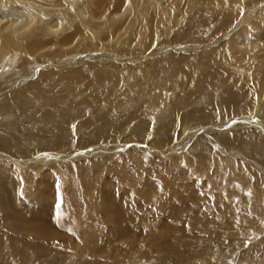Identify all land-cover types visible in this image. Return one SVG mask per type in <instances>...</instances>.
Returning a JSON list of instances; mask_svg holds the SVG:
<instances>
[{"label": "rangeland", "instance_id": "rangeland-1", "mask_svg": "<svg viewBox=\"0 0 264 264\" xmlns=\"http://www.w3.org/2000/svg\"><path fill=\"white\" fill-rule=\"evenodd\" d=\"M2 1L22 8L4 14L0 38L18 30L33 52L0 55L1 128L17 136L33 124L24 109L15 112L18 102L4 106L7 95L37 72L87 62L109 64L97 72L109 75L99 92L135 109L95 106L102 128L91 143L79 129L90 116L78 111L58 136L33 127L20 142L25 155L0 151V264H264V162L259 151L251 159L218 142L255 133L264 140V0ZM243 28L250 32L238 47L250 61L227 42ZM187 35L198 42L178 41ZM215 48L219 90L240 92L239 106L222 98L186 105L196 75L182 59ZM173 57L182 61L160 85L161 99L152 74ZM198 142L205 146L193 149Z\"/></svg>", "mask_w": 264, "mask_h": 264}, {"label": "bare ground", "instance_id": "bare-ground-1", "mask_svg": "<svg viewBox=\"0 0 264 264\" xmlns=\"http://www.w3.org/2000/svg\"><path fill=\"white\" fill-rule=\"evenodd\" d=\"M21 8H22V6H13L11 4H8L6 1L0 0V23L3 20V18H5L4 14L14 16V14H16V10L21 9ZM25 10H27V9H25ZM2 11H4V12H2ZM29 15L33 19L32 13L29 12ZM63 16H65V15L63 14ZM41 22L45 23L46 21H44V18H42ZM46 23H47L46 27L51 29V27L49 26L50 21H47ZM17 31L18 30L9 32V33H7V35L5 33H2V37L0 38V41H3V44L7 43V46L0 48V55L1 54L5 55L6 53L11 52V51H13L11 53H14V50H20L22 52L24 50L27 53L33 52V48L29 47V46L27 47L24 44V41H22V40L20 42L18 41L19 39H22V37L20 36L21 33L17 32ZM249 32H250L249 29L243 28V30L239 31L236 35L233 34L230 37V39L227 41L231 45L230 50L235 49L236 53H238L242 56H246L247 53L249 52V50L248 51H241L240 48L238 47V40L240 37L243 36L244 33H249ZM60 38H61L60 36H56L55 38H54V36H52V39H54V40H58ZM42 39L43 38L41 37L39 39L36 38V39L32 40L33 47H35L37 49L38 48L37 44ZM185 39L187 41L198 42L197 41L198 36L197 37L196 36L195 37H188V35L185 38H183L182 40L181 39H179V40L177 39V40L179 42H184ZM17 41L19 43L16 44ZM49 44L50 43H48L47 45H49ZM50 47H52V46H50ZM227 47H228V45H227ZM201 52L203 53L205 51H201ZM18 55H20V54H18ZM204 55L201 56L198 53H196V54H192L188 57H184V59H182L183 61H185V64H187L188 67L190 68V69L189 68L188 69L191 70L190 72H192V76L196 75V78L193 79L194 84H193L192 88L188 91V93H189L188 96L186 97V99H184L185 104L190 105V103L197 98L207 99L211 102L214 101L215 103H216L217 99L222 98V103H224V104L234 105L237 103L239 106L238 102H240V100H241L240 92L235 91V89H233V88H230L225 93H223L222 90H219L220 88L218 86L219 85L218 84V75L216 74L214 69H217L218 67H221L222 69L224 68V66L222 65L223 56L221 57L222 54L220 53V49L219 48L212 49L209 53H207L205 56ZM177 57L171 58L172 60H170V61L165 60L162 62L159 60V63L156 66V68H157L156 74L157 75L155 73L152 74V79H151V82L153 83L152 88L158 92V96L161 99H163V97L161 94L160 85H164L162 83L164 80H171V78H172L171 74H173L172 71H175L178 69V67H180L179 62L182 60H180V58L178 59ZM227 59H228V57H227ZM251 59H252V57L250 58L247 55V58L245 59V61H250ZM105 65L106 66H104V65L102 66V65H98V64L94 65L93 63L87 62V63H84L80 66L75 67L74 69L73 68L71 70L69 69V71H60V70H58V71L57 70L56 71L49 70L48 71V70H46V71L37 72V74L39 73L38 76L36 77L37 81L31 82L30 84H27V85H24V87L17 88L14 90V92H11V95H9V96L7 95V97L4 99V102H3L4 106L8 107V105L6 104L7 102H14V101L18 102V104L16 103L15 112L17 111V109H24V112H21L20 114H24L23 118H25V120H27V118H28L29 123H30V117H31L32 118L31 121H33V124L31 125L32 127H30L28 130L30 133H28L27 131H23V132H21V134H19L17 136L6 132L3 128L0 127V151L3 152V154L7 153V154L14 156V157H16L17 154L18 155H25L28 152V149L25 153H23V147L21 146L20 142H22V139H26L27 137H29L28 134L31 135L33 127H36V129L37 128L43 129L42 130V134H43L42 138H45V136L50 137L49 135L58 136V133H65L70 126V125L67 126L68 121L65 120L64 118L70 119V117H71L72 118L71 122H73V120H75V119H73V116L78 111H85V113H84L85 118L84 119H86L88 117V115L91 117V118L88 117L82 123V125L79 127V129H86V132H85L86 138L84 140H85V142L91 143L95 140L94 136L100 132L97 128H102V126L98 122H96V120L94 118L95 117V110H94L95 106L104 102V103H106V107L110 108V110H112L113 113L116 112L117 109L122 110L123 108L127 107L128 105H130L133 109H135L134 105L132 106V103L127 102L128 98L124 99L120 102H117V101L112 100L108 96H103L99 92L98 86H99L100 82H103L106 85H108V78H109L108 74H103L101 77H98V75H97V72L102 70L103 68H105V69L110 68L109 64L108 65L105 64ZM167 65H169V67ZM152 68H153V66H152ZM31 72H33V70H31ZM28 73L29 72L24 74V76H26ZM237 75H238V82H239L240 86H241V82L246 83L247 78L245 77V75L244 76L240 75V74H237ZM24 76H22V77H24ZM11 79H13V78H10L7 81L8 83L10 82L9 84H11ZM224 79H225V81H227V75L226 74L224 75ZM230 82L231 81L229 80L226 83V85H228ZM63 88H66L67 90L63 91ZM85 90L87 91L88 99L84 98L85 94H83V95L81 94V92L85 91ZM60 91H63L64 93L61 94ZM94 94H98V96H95ZM123 94H125V93H123ZM77 97L80 98L79 104H77V102H78L77 100H76L77 101L76 103L74 101L75 98L78 99ZM90 98L94 102L93 107L88 102ZM213 103H212V105H213ZM149 110L153 111L154 107H151ZM221 115L223 117V114H221ZM36 116H39L40 119L34 123L35 119L39 118ZM77 119H79V117ZM63 120H65V124H62ZM81 121H83L82 118H81ZM39 123L41 125H38ZM12 126H14V125H12ZM66 126H67V128H66ZM91 127L93 129H91ZM9 128L14 130V128H11V127H9ZM197 128H200V125L193 127L191 129V132L192 133L195 132L197 130ZM89 129H91V130H89ZM202 129H203V127H202ZM20 131H22V130L18 129L17 132H20ZM257 134L255 133L253 135L244 136L240 139V141H238V140L232 141V140H229L228 138L224 139V138L218 137V139H219L218 142L219 143L222 142L223 145H225V146L231 145V144L238 146L239 147L238 151H240L244 154H247L251 159L254 158L253 155H254L255 151H259L260 157L264 162V140L261 138L262 136L260 137ZM215 138H217V137L215 136ZM39 141L41 142L42 147L48 145L45 141H43L40 138H39ZM79 142L83 143V140H80ZM200 143L201 142H198V143L193 144L191 146L193 149H196L195 145H197V147H198V145H200ZM200 146L204 147L205 145H200ZM206 150L207 149L204 148V151H206ZM256 154H258V153H255V155ZM259 162H260V160H259ZM8 171H10V170H8ZM182 192H184V191H182ZM181 196H183V195H181ZM114 200H116V199H114ZM111 202H112V200H111ZM116 202L120 203L122 201L119 202L116 200ZM113 203H115V202L113 201ZM113 203H112V205H113ZM126 203L129 204L131 202H129V203L126 202ZM117 204H115V205H117ZM110 205L108 208H110ZM245 225H246V222H245Z\"/></svg>", "mask_w": 264, "mask_h": 264}]
</instances>
